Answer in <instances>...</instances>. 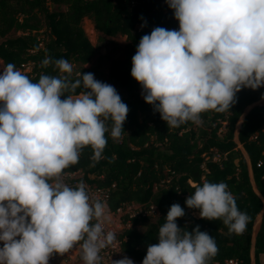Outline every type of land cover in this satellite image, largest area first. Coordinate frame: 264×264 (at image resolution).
<instances>
[{
	"label": "clouds",
	"instance_id": "clouds-1",
	"mask_svg": "<svg viewBox=\"0 0 264 264\" xmlns=\"http://www.w3.org/2000/svg\"><path fill=\"white\" fill-rule=\"evenodd\" d=\"M167 4L179 30L156 27L144 35L131 75L168 128L228 112L242 89L264 87V0ZM50 64L59 75L42 73L38 82L13 63L0 71V264H49L75 245L85 264H99L101 249L116 239L102 223L105 205L83 183L71 187L62 177L85 147L102 158L106 133L121 138L129 108L93 73L46 56L42 65ZM185 203L201 219L222 220L230 233H243L250 220L224 182L197 186ZM184 216L180 204L170 207L142 264H210L219 251L215 240L199 226L181 229ZM112 264L134 262L124 256Z\"/></svg>",
	"mask_w": 264,
	"mask_h": 264
},
{
	"label": "trees",
	"instance_id": "trees-1",
	"mask_svg": "<svg viewBox=\"0 0 264 264\" xmlns=\"http://www.w3.org/2000/svg\"><path fill=\"white\" fill-rule=\"evenodd\" d=\"M84 19L90 20L102 41L125 37L122 58L110 63L109 79L123 92L119 95L129 113L121 138L113 140L110 131L106 133L102 158L93 159V150L85 147L79 162L65 169L66 178L81 174L68 185L75 187L76 182L107 190L111 211L132 203L157 208L153 221L135 220L139 227L123 233L127 238L123 251L136 264H142L149 244L159 242V228L174 203L185 211L177 220L181 229L191 232L199 226L215 240L219 251L210 264L230 260L264 264V104L248 109L264 101V87L242 89L228 112L208 111L201 114L199 124L189 121L168 128L159 112L140 98L141 85L131 75L132 57L144 35L156 27L179 30L167 0H0L4 68L13 63L33 82L42 73L58 76L54 65H42L47 56L67 60L76 67L74 72L92 73L84 66L95 57L97 47L83 31ZM83 90L77 89V94ZM107 123L110 129L111 122ZM205 182L227 184L239 210L250 217L243 233H230L222 220L201 219L199 210L187 207V197Z\"/></svg>",
	"mask_w": 264,
	"mask_h": 264
},
{
	"label": "built area",
	"instance_id": "built-area-1",
	"mask_svg": "<svg viewBox=\"0 0 264 264\" xmlns=\"http://www.w3.org/2000/svg\"><path fill=\"white\" fill-rule=\"evenodd\" d=\"M78 184L79 183L74 182L73 186H77ZM84 185L93 200H100L105 205V215L102 217L105 232H112L116 237L112 244L101 249L100 256L102 259L99 264H112V260H119L124 256L128 257L122 248L123 243L127 240L126 236L123 235L124 231L133 227L135 220L140 222L143 219L151 220V218L157 217V208L155 206H150L149 208L144 209L139 205L135 206L131 204L122 205L116 211H111L107 204L109 197L107 190L94 189L87 184ZM95 222L96 221L94 220L93 223ZM82 256V248H80L79 245H75L63 255L53 254V256L49 259V264H85ZM226 264L236 263L230 260Z\"/></svg>",
	"mask_w": 264,
	"mask_h": 264
},
{
	"label": "rangeland",
	"instance_id": "rangeland-1",
	"mask_svg": "<svg viewBox=\"0 0 264 264\" xmlns=\"http://www.w3.org/2000/svg\"><path fill=\"white\" fill-rule=\"evenodd\" d=\"M82 28L89 42L93 46L97 47V53L95 57L88 64H86L84 68L92 69L93 70L92 73L94 74L96 80L112 85L117 90L118 94L123 93L121 90L117 89V87L111 83L109 79V67L111 61L122 58L123 49L125 46V37L116 36L113 38H106L104 41H102L101 39L102 35L94 29L89 19L83 20ZM18 35L19 34H15L13 36H18ZM1 42L2 40H0V43ZM3 69H4V65L2 60H0V71H3ZM75 69L76 67L74 66V70ZM139 96L142 100H144L142 96V88ZM261 104L263 105L264 101H261ZM80 176L81 174H73L68 178L62 177V179L66 184H68L71 179H76L79 178ZM132 205L137 206V204L134 203H132ZM194 215L196 217H199L198 214H194ZM155 218H151V221H153ZM260 220L261 219L258 217L254 223V227H253L254 233H256L259 228ZM134 226L139 227V224ZM2 245H3L2 242H0V247H2Z\"/></svg>",
	"mask_w": 264,
	"mask_h": 264
},
{
	"label": "water",
	"instance_id": "water-1",
	"mask_svg": "<svg viewBox=\"0 0 264 264\" xmlns=\"http://www.w3.org/2000/svg\"><path fill=\"white\" fill-rule=\"evenodd\" d=\"M259 104H261V102H258V103H256V104H254V105H252L251 107H249L248 109H250V108H252L253 106H256V105H259ZM248 111V110H247ZM246 111V112H247ZM240 124V121H239V123H238V125ZM250 176H251V174H250ZM261 214L259 215V218L261 219ZM253 236H255V233L253 234ZM254 239V238H253ZM253 239H252V247H251V258L253 259Z\"/></svg>",
	"mask_w": 264,
	"mask_h": 264
}]
</instances>
